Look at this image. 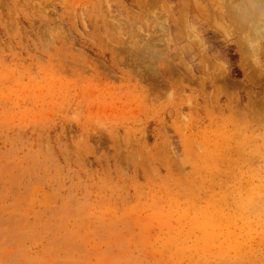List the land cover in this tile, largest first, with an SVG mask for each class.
<instances>
[{"label": "rangeland", "instance_id": "obj_1", "mask_svg": "<svg viewBox=\"0 0 264 264\" xmlns=\"http://www.w3.org/2000/svg\"><path fill=\"white\" fill-rule=\"evenodd\" d=\"M0 264H264V0H0Z\"/></svg>", "mask_w": 264, "mask_h": 264}, {"label": "trees", "instance_id": "obj_2", "mask_svg": "<svg viewBox=\"0 0 264 264\" xmlns=\"http://www.w3.org/2000/svg\"><path fill=\"white\" fill-rule=\"evenodd\" d=\"M234 72H235V74H236L235 76H239V75H238V71H234Z\"/></svg>", "mask_w": 264, "mask_h": 264}]
</instances>
